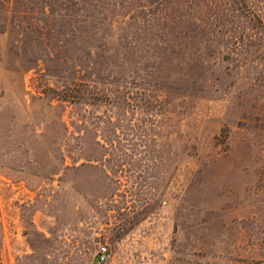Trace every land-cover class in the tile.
I'll use <instances>...</instances> for the list:
<instances>
[{
    "label": "rangeland",
    "instance_id": "374dc122",
    "mask_svg": "<svg viewBox=\"0 0 264 264\" xmlns=\"http://www.w3.org/2000/svg\"><path fill=\"white\" fill-rule=\"evenodd\" d=\"M0 6V264H264V0Z\"/></svg>",
    "mask_w": 264,
    "mask_h": 264
},
{
    "label": "built area",
    "instance_id": "2783aa9c",
    "mask_svg": "<svg viewBox=\"0 0 264 264\" xmlns=\"http://www.w3.org/2000/svg\"><path fill=\"white\" fill-rule=\"evenodd\" d=\"M101 257L99 258V262L100 263H104L106 261V257H107V248H102L101 252Z\"/></svg>",
    "mask_w": 264,
    "mask_h": 264
},
{
    "label": "trees",
    "instance_id": "16d2710c",
    "mask_svg": "<svg viewBox=\"0 0 264 264\" xmlns=\"http://www.w3.org/2000/svg\"><path fill=\"white\" fill-rule=\"evenodd\" d=\"M3 5L5 4V0H0V5ZM2 6H0V28L2 27V22L4 21V15H3V12H2ZM4 28V27H3Z\"/></svg>",
    "mask_w": 264,
    "mask_h": 264
}]
</instances>
